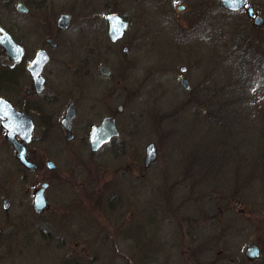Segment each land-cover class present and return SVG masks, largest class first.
I'll return each mask as SVG.
<instances>
[{"label":"rangeland","instance_id":"1","mask_svg":"<svg viewBox=\"0 0 264 264\" xmlns=\"http://www.w3.org/2000/svg\"><path fill=\"white\" fill-rule=\"evenodd\" d=\"M21 1L35 8L37 41L59 11L72 13L64 42L59 36L65 53L53 52L52 75L77 113L76 137L64 145L62 173L52 182L53 218H38L37 248L27 245L19 263L264 264V28L249 24L245 14L218 11L216 0L207 33L176 29L154 9L131 12L125 17L144 26L150 42L135 43L130 60L120 45L113 57L92 58L97 52L86 53L91 36L82 33L103 25V14L79 0H65L52 13L38 9L40 0ZM252 3L264 16V0ZM103 63L110 76L98 72ZM181 64L189 67L188 90L176 79ZM119 103L123 110L116 112ZM107 113L120 129L115 142H127L129 154L98 158L84 145L82 137ZM150 141L157 156L148 170L141 157ZM125 158L139 168L120 169ZM83 184L95 194L80 197ZM32 230L23 227L22 234ZM82 241L90 253L78 251ZM251 242L261 254L249 261L244 250Z\"/></svg>","mask_w":264,"mask_h":264},{"label":"flooded vegetation","instance_id":"2","mask_svg":"<svg viewBox=\"0 0 264 264\" xmlns=\"http://www.w3.org/2000/svg\"><path fill=\"white\" fill-rule=\"evenodd\" d=\"M50 1L40 0L43 3H41L42 7L38 9L41 12H47L49 8L50 13H52L65 2V0H54L52 7H49L48 3ZM79 1L84 9H91L92 7L94 11L96 10L103 14V19L105 20L103 25L98 24L99 27L97 28L90 25L93 29H87V34L85 32L82 33L84 34V38L91 36V40H88L86 43V53L93 52L94 54L97 52L92 58L98 53L103 52L107 57H113V54L117 53V46L120 45L121 51L130 60L133 52L138 50L135 43L148 44L150 42V40H146L148 35L143 31L144 26H137V24H133L131 17H125V15L131 12L139 11L148 15L151 12L150 9H154L159 11L160 14L167 15L176 29L182 31L200 28L207 33L212 28V22L209 17L210 11H212L213 0ZM86 1L87 6H84ZM252 2L253 0H247L243 7L231 10L224 7L220 0H216L217 6H219L218 11H223L227 14H245V19L248 23L261 30L264 28V16L260 13V9L256 8ZM19 4L23 5L21 9L18 8ZM249 6L253 7L252 16L247 13ZM31 9V6L21 0H17V2L16 0H0V36L7 33L15 42L13 51H8L0 40V264H20L19 258L21 252L27 245L28 247L37 248L35 231L37 220L38 218H44L45 221H49L53 218L48 213L52 208L53 200L57 196L56 188L52 182L62 173L61 163L65 159L64 152L66 150L64 145L72 142L76 137L74 132V120L77 113L76 102L74 99L67 100L64 97L66 91L63 90L62 86L60 88L58 85H61V79L58 81L52 75V64H55L53 62V52L57 54V51L60 50V54L65 53L59 47H61L66 39L65 34L68 32L67 30L70 26L72 13L63 10L59 11L55 17L54 25L51 24L40 36L39 41H37L36 31L39 28L36 23L37 13L35 12V8ZM63 12L70 14V23L67 27H60L57 24V19ZM110 13H117L128 22L121 37L116 40H112L108 33L109 24L106 15ZM257 14L262 17V22L259 25L253 22L254 16ZM61 34H63V42L59 44V36ZM123 40L127 41V44H124L125 42L122 43ZM124 46L127 48L126 51H123ZM39 49L45 51L47 60L42 65L39 73L33 75L29 69V65L32 63ZM182 65L186 67L184 72L180 70V66ZM188 69L189 67L186 64H181L177 67L179 73L176 74V79L179 83L182 77L188 80V77L185 75ZM168 70H176L175 62L170 65ZM57 72L59 74L58 68H56V76ZM98 72L100 73L99 67ZM102 75L110 76L111 69L109 75ZM189 87L190 83L185 90H188ZM81 94L83 95L82 92ZM70 102L74 103L75 115L71 122L72 138L68 139L62 119ZM117 105L115 111H122L123 105L121 104V110L117 109ZM250 106L257 108L259 112L262 110L259 104L251 103ZM203 110L206 111V109ZM262 115L264 116V114ZM104 116L114 117L118 135L103 143L97 150H91L89 141L91 128L93 125L98 124ZM119 135L120 129L117 125L115 114L107 113L98 122L93 123L88 133L82 138L84 145L86 143L89 148V154L98 156V158L107 156L108 154L111 156L114 153H116V156L129 154V144L127 142H115ZM53 137H55L56 141L53 140ZM22 153H24L25 161L20 159ZM141 158L144 169L149 170L155 159L146 164L145 149ZM124 161L125 166L120 168L122 170L127 167L132 172L133 168H139V166L133 165L132 162L128 161L127 158ZM90 186L89 184L82 185L84 188L80 189V197H87L90 190L95 194L94 188H88ZM96 191L97 196L93 195L92 199L99 196L98 190ZM38 195L44 198L45 204L40 210H37L36 204ZM26 222L29 224L24 225ZM23 227H29L33 230L29 233L24 231V234H22ZM94 227L98 233L97 226ZM109 227L111 228V232L116 234V226L112 227L109 224ZM50 233V230L47 228L43 231L46 238L48 235H51ZM79 234L83 238L85 232L79 231ZM125 234L128 238L129 234L127 232ZM89 245L90 243L82 241L78 251L80 253H90ZM93 245H95L94 242ZM93 253H95V250Z\"/></svg>","mask_w":264,"mask_h":264},{"label":"water","instance_id":"3","mask_svg":"<svg viewBox=\"0 0 264 264\" xmlns=\"http://www.w3.org/2000/svg\"><path fill=\"white\" fill-rule=\"evenodd\" d=\"M222 5L228 9L231 10H237L241 7H243L246 3V0H243V3H237L234 4L233 0H220ZM23 7L22 4L18 5V8L21 9ZM247 13L248 15L252 16V7L247 8ZM106 19L108 20L109 28H108V33L109 36L112 40H116L119 38L124 29L127 26V20L123 19L121 15L117 13H110L106 15ZM254 24L259 25L262 22V17L260 15H255L254 16ZM70 23V14L63 12L59 15L57 19V24L60 27H67ZM0 40L2 41L3 45L9 50L14 49V40L10 35L7 33L3 34L0 36ZM126 46L123 47V51H126ZM47 60V55L43 49H39L36 53L35 58L33 59L32 63L29 65V69L33 75H36L39 73L42 65L44 62ZM186 67L184 65L180 66V70L184 72ZM99 71L102 74L109 75L110 74V68L106 64H101L99 66ZM180 84L182 85L183 88L187 89L189 86V82L185 77H182L180 79ZM117 109L121 110L122 105L118 104ZM75 115V106L73 102H70V104L67 106L66 111H65V116L62 119V124L65 128L66 131V137L68 139L72 138V133H71V122L72 118ZM118 135V130L115 126L114 123V117L113 116H104L101 121L98 124H95L92 126L91 131H90V136H89V141H90V148L91 150H97L103 143L108 142L112 137ZM156 146L154 142H149L146 147H145V163L148 164L150 161L155 159L156 157ZM20 159L22 161H25L24 153H22ZM36 204H37V210L42 209L45 204H44V198L41 197L40 195L37 196L36 199ZM245 256L249 260L256 259L260 256V249L257 243L252 242L249 243L244 250Z\"/></svg>","mask_w":264,"mask_h":264},{"label":"snow or ice","instance_id":"4","mask_svg":"<svg viewBox=\"0 0 264 264\" xmlns=\"http://www.w3.org/2000/svg\"><path fill=\"white\" fill-rule=\"evenodd\" d=\"M233 3H234V4H237V3H243V0H233Z\"/></svg>","mask_w":264,"mask_h":264},{"label":"bare ground","instance_id":"5","mask_svg":"<svg viewBox=\"0 0 264 264\" xmlns=\"http://www.w3.org/2000/svg\"><path fill=\"white\" fill-rule=\"evenodd\" d=\"M246 2H247V0H246ZM249 7H252V6H249ZM252 11H253V7H252Z\"/></svg>","mask_w":264,"mask_h":264}]
</instances>
